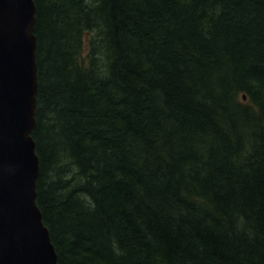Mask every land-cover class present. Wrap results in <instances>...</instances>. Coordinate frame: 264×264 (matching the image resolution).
I'll return each instance as SVG.
<instances>
[{
	"label": "trees",
	"instance_id": "obj_1",
	"mask_svg": "<svg viewBox=\"0 0 264 264\" xmlns=\"http://www.w3.org/2000/svg\"><path fill=\"white\" fill-rule=\"evenodd\" d=\"M34 1L58 263L264 264V0Z\"/></svg>",
	"mask_w": 264,
	"mask_h": 264
},
{
	"label": "water",
	"instance_id": "obj_2",
	"mask_svg": "<svg viewBox=\"0 0 264 264\" xmlns=\"http://www.w3.org/2000/svg\"><path fill=\"white\" fill-rule=\"evenodd\" d=\"M36 13L34 0H0V264H59L37 203Z\"/></svg>",
	"mask_w": 264,
	"mask_h": 264
}]
</instances>
